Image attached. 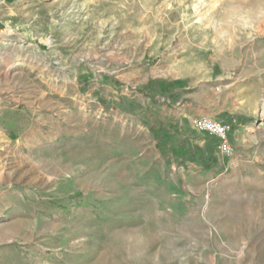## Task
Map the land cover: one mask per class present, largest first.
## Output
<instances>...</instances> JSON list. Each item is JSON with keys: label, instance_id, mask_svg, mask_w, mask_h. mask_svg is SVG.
<instances>
[{"label": "rangeland", "instance_id": "obj_1", "mask_svg": "<svg viewBox=\"0 0 264 264\" xmlns=\"http://www.w3.org/2000/svg\"><path fill=\"white\" fill-rule=\"evenodd\" d=\"M0 106L93 121L8 143L0 264H264V0H0Z\"/></svg>", "mask_w": 264, "mask_h": 264}, {"label": "crops", "instance_id": "obj_2", "mask_svg": "<svg viewBox=\"0 0 264 264\" xmlns=\"http://www.w3.org/2000/svg\"><path fill=\"white\" fill-rule=\"evenodd\" d=\"M4 112L5 108L0 111V158L2 155L4 157V163L0 161V172L3 169L5 171L8 165V143H20L28 151L41 148L45 143H93L89 126L93 121L81 112L69 119L70 122L65 121L66 128L60 126L64 122L60 118L38 116L29 122L20 114L14 115L12 119L5 118ZM95 143H107L106 136L104 141ZM232 143H235L234 139Z\"/></svg>", "mask_w": 264, "mask_h": 264}, {"label": "built area", "instance_id": "obj_3", "mask_svg": "<svg viewBox=\"0 0 264 264\" xmlns=\"http://www.w3.org/2000/svg\"><path fill=\"white\" fill-rule=\"evenodd\" d=\"M219 89V87H217ZM192 125L200 132L207 133L217 141L216 150L223 156L233 152L231 136L234 124L210 116H197L191 120Z\"/></svg>", "mask_w": 264, "mask_h": 264}, {"label": "trees", "instance_id": "obj_4", "mask_svg": "<svg viewBox=\"0 0 264 264\" xmlns=\"http://www.w3.org/2000/svg\"><path fill=\"white\" fill-rule=\"evenodd\" d=\"M214 140L216 141V139ZM216 146H217V141L213 146H208L206 151H202L200 149L194 151V153L191 154L190 157L193 160H200V162L203 164V167L205 169H213L214 167L218 165V162H219V159L217 155L215 154ZM198 152H199V155H196V153Z\"/></svg>", "mask_w": 264, "mask_h": 264}]
</instances>
